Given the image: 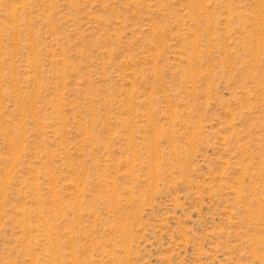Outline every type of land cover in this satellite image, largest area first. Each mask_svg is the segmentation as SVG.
<instances>
[{"label":"rangeland","instance_id":"1","mask_svg":"<svg viewBox=\"0 0 264 264\" xmlns=\"http://www.w3.org/2000/svg\"><path fill=\"white\" fill-rule=\"evenodd\" d=\"M0 264H264V0H0Z\"/></svg>","mask_w":264,"mask_h":264}]
</instances>
